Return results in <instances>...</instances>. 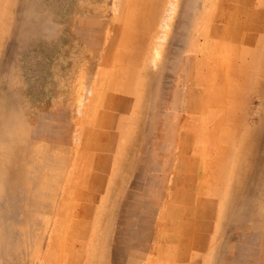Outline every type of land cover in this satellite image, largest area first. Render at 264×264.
Segmentation results:
<instances>
[{
  "label": "rangeland",
  "instance_id": "374dc122",
  "mask_svg": "<svg viewBox=\"0 0 264 264\" xmlns=\"http://www.w3.org/2000/svg\"><path fill=\"white\" fill-rule=\"evenodd\" d=\"M0 264H264V0H0Z\"/></svg>",
  "mask_w": 264,
  "mask_h": 264
}]
</instances>
